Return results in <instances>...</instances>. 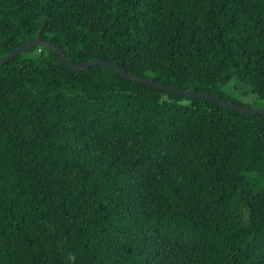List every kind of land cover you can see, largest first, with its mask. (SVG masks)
I'll return each instance as SVG.
<instances>
[{"label": "trees", "instance_id": "1", "mask_svg": "<svg viewBox=\"0 0 264 264\" xmlns=\"http://www.w3.org/2000/svg\"><path fill=\"white\" fill-rule=\"evenodd\" d=\"M38 34L74 63L264 108V0H0V57ZM0 264H264V114L41 46L13 57Z\"/></svg>", "mask_w": 264, "mask_h": 264}, {"label": "water", "instance_id": "2", "mask_svg": "<svg viewBox=\"0 0 264 264\" xmlns=\"http://www.w3.org/2000/svg\"><path fill=\"white\" fill-rule=\"evenodd\" d=\"M35 46L45 47V48H48V49L54 51L59 56V58L61 59V61L64 64H66L69 68L74 69V70H84V69H87L91 66L103 64V65H106L109 68L115 70L117 73L121 74L122 76H124L128 79H131V80L136 81V82L148 84L150 86L156 87L158 89H162V90L169 92V93H175L178 95L188 96V97H200V98L208 99V100L217 102L223 106H226L228 108L238 110V111L248 113V114H257V113L264 114V108L263 107H251L248 105L235 103V102L229 101L225 98H222L218 95L211 94V93L197 92V91H192V90L169 87V86L164 85L162 83H158V82L154 81L153 79H150L147 77H141V76L135 75L133 73H130V72L126 71L125 69L121 68L119 65H117L113 62H110L106 59L94 58V59L88 60L84 63H74L65 55L64 51L58 45L54 44L53 42H51L47 39H43L40 34H38V36L36 38L31 39V40L23 43L22 45H20L19 47H17L13 51L7 53L6 55L1 56L0 57V65L4 64L5 62L9 61L13 57H15L21 53H24L28 49L35 47Z\"/></svg>", "mask_w": 264, "mask_h": 264}, {"label": "rangeland", "instance_id": "3", "mask_svg": "<svg viewBox=\"0 0 264 264\" xmlns=\"http://www.w3.org/2000/svg\"><path fill=\"white\" fill-rule=\"evenodd\" d=\"M236 79H232V81L234 82ZM236 82H238L236 80ZM247 88L246 85H240L238 87V90L235 91V94H236V97H239L243 102H246V103H249V104H252V105H259L260 100H258V98L256 97L255 94H252L251 92H247V93H244L245 92V89ZM247 91V89H246ZM234 93V92H232Z\"/></svg>", "mask_w": 264, "mask_h": 264}]
</instances>
